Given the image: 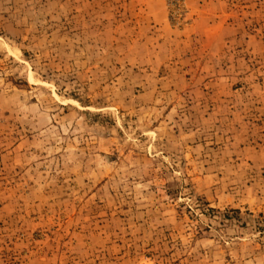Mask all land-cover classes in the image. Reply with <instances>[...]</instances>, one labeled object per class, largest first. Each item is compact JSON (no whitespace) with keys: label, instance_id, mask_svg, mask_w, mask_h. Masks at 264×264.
Instances as JSON below:
<instances>
[{"label":"rangeland","instance_id":"1","mask_svg":"<svg viewBox=\"0 0 264 264\" xmlns=\"http://www.w3.org/2000/svg\"><path fill=\"white\" fill-rule=\"evenodd\" d=\"M0 264H264V0H0Z\"/></svg>","mask_w":264,"mask_h":264}]
</instances>
